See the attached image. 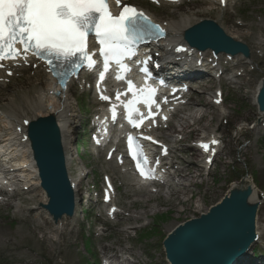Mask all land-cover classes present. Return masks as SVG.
Masks as SVG:
<instances>
[{"label":"rangeland","instance_id":"rangeland-1","mask_svg":"<svg viewBox=\"0 0 264 264\" xmlns=\"http://www.w3.org/2000/svg\"><path fill=\"white\" fill-rule=\"evenodd\" d=\"M131 3L149 11L159 20L175 18L183 13H194L201 18L200 20H215V12L211 15H202L203 10L211 9V6L208 2L200 0H186L180 7L165 6L162 9L140 0ZM221 16L219 22H214L226 35L231 38L236 37L235 41L249 47L253 65L238 66L231 70L232 74H246L238 80L239 87L229 85L225 74L221 78L219 87L223 93L221 109L223 115H214L217 107L211 104L213 92L218 85L214 81L203 82L201 88L193 87L191 105L187 107L192 110L193 118L186 123L178 122V119L185 118L188 112L180 114V117L173 122V130L161 135L172 144V139L177 140L174 134H182L185 142L183 146L176 147L178 150H186V147L192 146L193 140H199L204 135L214 133L216 137L222 138L224 148L216 157L214 165L202 172L203 177L194 180L189 188L192 196L190 204L179 212L180 207L173 200L168 202L166 197H157L148 204L149 207H146L142 202H133L137 199L136 195H130L131 191H134L133 188L123 186L118 192V200L122 205L120 207L126 215L130 212L133 216H140V220L123 225H119L121 222L117 225H114L117 221L112 222L106 226L103 236L98 237L97 231L100 230L97 228L101 221L96 219L94 213L88 212L83 203H78L75 219L63 218L60 223L67 228L70 227L71 235L59 239L61 246L51 249V244H56L48 242L43 234L46 232L55 242L58 241V237H52V230L56 225L48 219L47 214L38 209L45 200L44 195L39 190L34 193H22L21 197L5 200L0 205V264H92L95 260L100 261L103 249L108 252L107 255L126 252L125 258L135 264H167L161 246L163 236L176 225L205 213L228 194L231 185L241 175L250 176L255 187L264 196V126L263 124L260 126L261 123L257 122L256 109L249 99L257 82L264 76V0H229ZM22 75L20 74L18 79L8 85L5 91L0 92V101L17 89L26 90L30 84L37 83L36 75L28 72ZM74 91L71 98L74 117L69 144V148L74 153L71 176L73 178L76 176L75 167L86 168L89 174L87 177L84 176L83 182H86L89 188L94 186L99 189L102 186V175L110 176L112 173L109 166L104 164L103 156L97 159L90 151L87 136H83V131L80 129L85 111L93 113L94 99L90 92L81 94L79 88H74ZM204 99L210 102V106L205 108L201 106L204 104ZM200 112H205L211 119L195 123ZM186 124L189 127L186 128ZM243 128L250 134L242 132ZM255 128H260V131L255 132ZM81 134L83 137L77 139ZM191 153L187 151L182 155L177 152L176 156L194 161L191 158L194 153L192 155ZM197 164L202 165L198 162ZM120 183L121 180H117V185ZM83 186L81 185V188ZM31 196L33 198L29 200ZM196 200L200 202L198 209L194 208ZM17 204L21 212H18ZM258 210L257 223L262 225L264 201ZM255 247L264 259V238ZM88 250H91L93 256ZM250 258L248 255L241 264H247Z\"/></svg>","mask_w":264,"mask_h":264},{"label":"bare ground","instance_id":"bare-ground-1","mask_svg":"<svg viewBox=\"0 0 264 264\" xmlns=\"http://www.w3.org/2000/svg\"><path fill=\"white\" fill-rule=\"evenodd\" d=\"M208 2L211 6V9L207 8L203 10L202 15H211L212 12H215V22H219L220 18H222L223 9L225 6V0H202V2ZM219 7V8H216ZM199 13V12H198ZM221 14V15H220ZM150 16L152 14H149ZM206 17V16H205ZM152 20L161 25L166 33V36L163 40H161L157 46L160 48L158 50H155L153 52V55L159 54L161 57V61L163 66H169L174 63L175 65H189L191 63H194L196 58L197 59L202 58L204 61L207 62L209 58H211V52L206 51L202 54L198 53L194 50H188L186 49V53L182 52V47L185 48V44L183 43V35L185 31L190 28L193 25V22L199 21L201 18L194 15V13L190 14H180L177 15L175 18H167L165 20H159L154 15L151 16ZM211 19V18H208ZM236 37H233L235 39ZM261 42V40H259ZM193 57V58H192ZM206 57V58H205ZM217 58V57H216ZM219 60L221 59L222 64H224L225 71L230 70L234 67L238 66H252V54L249 59L245 60L240 56L232 57L231 59L225 55H219ZM225 59L227 61H225ZM224 60V61H223ZM231 60V61H230ZM211 63V61H210ZM209 64V63H208ZM28 68H31L30 72L31 74L36 75L38 80L37 83L34 85H31L27 87V89L14 91L10 96L7 98H4L0 101V153H5L7 158L14 159V164H18V168L21 169V174L23 178L26 181V186H28L29 193H33L36 190L39 189V183L36 178V170L33 165V162L31 160V155L29 151V146L27 144V141L25 139V121H32L39 117H45L48 115H52L55 118V121L57 123L58 129L60 130L62 141H63V147L66 152V164H67V170L70 177V181L72 183V186L74 188L75 193V200L77 201V193L81 191L80 188V175L75 176L74 178L71 176V171H69V163L72 162V159L67 157L68 156V144L71 142V136H72V124H73V108L71 103V98L74 95V86H72V83H69L66 86L65 90L59 91L58 86H55V81L51 78V75L47 72V69L41 65L32 60L31 58H28L24 63L17 62L14 64H7L5 70H0V90L4 89L6 87V80L5 72L9 71L13 74V76H17L18 73L23 72ZM211 65V64H210ZM36 67V68H33ZM186 67V66H185ZM25 68V69H24ZM33 68V69H32ZM192 70V69H190ZM217 71H221L220 68L217 69ZM239 75H229L228 81L231 85H238L237 77ZM14 77V78H15ZM216 82L220 83L219 80H215ZM260 86V82H257L256 87L254 88V91L250 94L249 99L252 101V104H254L255 96L258 92ZM220 91V90H218ZM206 95V93H203ZM215 98V95L213 96ZM212 99V98H211ZM189 106V105H188ZM203 108L210 106V102L208 103L206 99H204V104L201 105ZM223 107L220 106L216 108V113L214 115H223L222 109ZM189 108L180 109L181 114H185V112H188V115L186 114L185 118H179L178 122L183 121L184 123L188 122L189 119L193 118V112H191ZM197 113V112H196ZM198 121H195V123H198L200 120H207L211 119L205 112H200V114L197 115ZM257 116L261 119V124L264 126V113H259ZM196 120V119H195ZM194 123V124H195ZM189 127L186 124V128ZM244 133H249L244 128L241 130ZM255 132L260 131V128H255ZM250 134V133H249ZM184 138L179 141L183 142ZM216 138L213 137L211 134L203 136L200 141L198 142V146H202L207 144L208 149L205 150L202 148L205 152H212L214 149V145L216 143ZM170 157L166 160L164 167H170L173 169V178H171V181L169 184L165 187H160V189L155 193V195L150 194V192L145 191H138L134 192L137 193V199L133 201L136 202H142L146 207H149L148 204L152 202L154 198L157 197H166V200L168 202H171L172 200L180 207L179 212L183 211V208L186 205L190 204L191 200V192L189 188L194 183V180L201 179L203 177L202 172L204 170V167L202 165H198L197 162L201 163L200 158L201 155L194 153V155L191 156L193 160H188L185 157L176 156V143L170 145ZM184 154V150L181 152ZM9 156V157H8ZM73 158V156H72ZM5 159V160H6ZM199 159V160H198ZM109 166V169L111 171L118 170L115 165L107 164ZM177 166V168L175 167ZM209 175V174H208ZM126 180V178H125ZM177 180V183L175 185H172V181L174 182ZM249 178H244L241 183L236 184V187L239 188H249L251 191V195L248 199L249 204H256L260 200L257 197L258 191L253 186L252 181ZM133 193V192H132ZM16 196H19V194H16ZM14 196H10L9 199H13ZM32 196L30 199L32 200ZM261 202V201H260ZM199 200L195 201V209L199 208ZM259 207H257L258 209ZM18 212H21L20 209H17ZM124 214V213H123ZM75 215L73 219H75ZM35 219H38L35 217ZM49 219V218H48ZM141 217L138 215L133 216V214L130 216H127L126 219H121L122 223H127L140 220ZM50 220V219H49ZM63 221L61 219L57 222L56 227L52 230V237H58V241L55 242L53 239L50 238V236L45 232L43 234V237L46 238L48 242H54L56 245L51 244V249L54 247H60L61 242L59 239H62L64 236L71 235L72 230L65 227L66 225H60V223ZM264 221V219H263ZM255 232L257 233V238L255 243L251 246L253 248L255 244H260L262 239L264 238V222L262 225H259L257 223V218L255 222ZM69 230V231H68ZM250 248V250H251ZM249 250V252H250ZM113 259L117 260L116 255L112 256ZM240 261V260H239ZM239 261H236L234 264H240Z\"/></svg>","mask_w":264,"mask_h":264},{"label":"water","instance_id":"water-1","mask_svg":"<svg viewBox=\"0 0 264 264\" xmlns=\"http://www.w3.org/2000/svg\"><path fill=\"white\" fill-rule=\"evenodd\" d=\"M184 37L195 49L214 53L249 56L247 47L233 41L212 21L188 29ZM264 112V79L256 97ZM26 136L38 169L40 187L48 202L41 206L57 222L71 217L74 194L65 168L61 136L55 118L48 115L28 123ZM242 182V181H241ZM240 182V183H241ZM249 188L232 187L206 214L176 226L162 242L169 264H233L254 241L256 204H249ZM259 200L260 195L257 194Z\"/></svg>","mask_w":264,"mask_h":264},{"label":"snow or ice","instance_id":"snow-or-ice-1","mask_svg":"<svg viewBox=\"0 0 264 264\" xmlns=\"http://www.w3.org/2000/svg\"><path fill=\"white\" fill-rule=\"evenodd\" d=\"M152 29L159 30V25L152 24L143 12L134 7L126 6L118 16H113L106 0H0V60H14L20 56L14 47L18 42L23 45L24 54L31 51L47 60L49 65L54 60L60 61L58 76L71 75L82 65L94 66L86 51L88 34L94 32L107 68L109 61L120 63L123 58L134 55L133 46ZM74 57L77 58L75 62ZM64 62H69L67 71L64 70ZM154 92L155 89L147 90L145 103L151 102ZM134 103L129 102L130 117L135 111ZM131 146L132 137H129ZM202 147L208 149L207 144ZM144 174L142 170L141 175Z\"/></svg>","mask_w":264,"mask_h":264}]
</instances>
